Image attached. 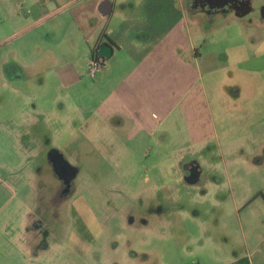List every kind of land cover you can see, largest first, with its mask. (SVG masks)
<instances>
[{
	"label": "rangeland",
	"instance_id": "rangeland-1",
	"mask_svg": "<svg viewBox=\"0 0 264 264\" xmlns=\"http://www.w3.org/2000/svg\"><path fill=\"white\" fill-rule=\"evenodd\" d=\"M205 13L203 18H208H200L202 25H190L192 32L197 31L194 39L200 52L223 48L228 51L230 62L219 74L220 91L209 112L212 124L207 129L197 127L195 132L202 131L201 137L210 136L208 141H196L197 137L178 113H156L155 117L151 112L150 124L155 122L152 129L134 140L129 139L130 125L114 134L94 111L97 102L92 97L94 83L105 72L90 78L85 61L78 63L86 71L82 82L77 84L63 81L56 68L48 65L34 74L26 67L21 81L11 84L13 89L7 90L4 97V123L17 126L29 123L34 113H41L34 110V104L44 105L47 115L38 117L49 119L57 144H67L61 150L50 149L53 163L43 166L48 174L52 170L53 181L46 183V190H61L69 197L62 196L58 205L28 201L31 213L23 204L16 205L14 210H11L14 204H9L0 211V251H11L7 248H11L8 239L19 236L21 231L13 226L28 214L31 234L44 243L34 251V257L26 252L25 246H19L20 251L13 259L0 256V264H206L210 253H218L214 251L215 240L211 246L207 244L212 235L221 238L224 233H232L243 243L238 219L229 212L233 208L228 202L230 189L222 186L226 163L231 151H234L231 158H248L262 151L240 148V144L229 149L224 144L223 125L230 124V133L235 137L240 130L237 119L225 111L237 106L232 95H226L225 86L230 84L243 92L252 87L254 100H239L238 106L264 109V18L258 19V15L264 16V7L263 15L256 13L253 25L248 20L242 23L246 35L233 25L235 22L220 20L216 24L209 16L211 11ZM42 80L46 84L41 85ZM45 87L47 95L52 91L51 99H43ZM56 94L61 99L55 100ZM61 104H65L66 110L59 108ZM81 104L93 111L77 113ZM19 107L29 114L19 115ZM71 118L78 119L71 123L74 134L67 131ZM5 135L7 148L5 156L1 153L0 173L24 172L23 163L8 156L14 151L9 143L14 139L13 133L7 130ZM61 151L66 157L64 161ZM29 166L39 169L41 160ZM44 183L38 175L36 184L42 187ZM1 203L0 196V206ZM77 235L93 239L86 244L90 248L86 257L75 255L71 246H67L70 238Z\"/></svg>",
	"mask_w": 264,
	"mask_h": 264
},
{
	"label": "crops",
	"instance_id": "crops-1",
	"mask_svg": "<svg viewBox=\"0 0 264 264\" xmlns=\"http://www.w3.org/2000/svg\"><path fill=\"white\" fill-rule=\"evenodd\" d=\"M263 7L264 0L228 3L207 0H0V160L7 148L4 139L9 130L14 136L9 141L14 151L8 156H14L24 165V172L0 173V211L9 204H14L11 210L23 204L31 213L29 202L58 205L65 196L61 190H46V183L53 181L52 170L48 174L43 166L53 163L50 149H60L67 144H57L49 119L38 117H46L44 105L34 104V110L41 113H34L29 123L20 126L4 123V97L7 90L13 89V82L21 81L26 67L34 74L38 68L48 65L56 68L57 76L63 81L77 84L82 82L86 71V67L81 69L78 63L85 61L89 65L93 51L97 50L106 60V67L103 77L94 83L92 97L97 100L94 111L109 124L110 131L118 135L121 127L130 125L129 139L134 140L152 129L155 122L150 124L151 112L155 117L156 113H178L197 137L196 141H208L210 136L201 137L199 132L202 131L195 132L197 127L202 130L212 124L209 112L220 91L219 74L230 62L228 51L223 48L200 52L194 39L197 31L192 32L190 25L201 23L200 18L210 10L209 16L216 24L220 20L235 22L233 25L246 35V26L242 23L248 20L253 25L256 13L263 15ZM259 18L264 16L258 15ZM211 26L214 29V22ZM41 83L46 84V81ZM225 87L226 95H232L237 106L223 110L237 119L240 130L235 137L230 133L231 125H223L224 144L229 149L240 144V148H260L262 152L248 158H231L234 151L229 150L231 156L225 162L222 186L230 189L228 202L233 208L230 207L229 212L238 219L243 243L232 237V233H224L221 238L212 235L207 244L211 246L215 240L214 251L218 253H210L206 264H264V109L238 106L241 100H254L252 87L248 92L230 84ZM51 95L49 91L43 99H51ZM59 99L61 96L56 94L55 100ZM35 102H38L36 98ZM59 108L66 110L65 104ZM18 110L21 116L29 114L20 107ZM80 111L85 114L93 110H86L85 104H81L77 113ZM75 120L78 119L71 118L68 122L75 123ZM67 131L74 134V126L71 124ZM61 156L64 161L63 152ZM39 159L42 166L31 169L29 165ZM38 175L45 181L42 187L36 184ZM58 195L60 200L56 198ZM28 216L13 226L21 229L19 236L8 239L11 248H7L11 251L3 249L0 256L13 259L20 251L19 246H25L26 252L34 257V251L44 244L37 235L31 234ZM92 241L77 235L70 238L67 246H71L75 255L86 257L90 252L86 244Z\"/></svg>",
	"mask_w": 264,
	"mask_h": 264
},
{
	"label": "built area",
	"instance_id": "built-area-1",
	"mask_svg": "<svg viewBox=\"0 0 264 264\" xmlns=\"http://www.w3.org/2000/svg\"><path fill=\"white\" fill-rule=\"evenodd\" d=\"M106 67V60L96 50L89 61V77L94 79L96 75Z\"/></svg>",
	"mask_w": 264,
	"mask_h": 264
},
{
	"label": "flooded vegetation",
	"instance_id": "flooded-vegetation-1",
	"mask_svg": "<svg viewBox=\"0 0 264 264\" xmlns=\"http://www.w3.org/2000/svg\"><path fill=\"white\" fill-rule=\"evenodd\" d=\"M208 2H214V3H222V2H230V1H233V0H207ZM236 2H238V1H240V0H235ZM187 170H190V168L189 167H187ZM199 171H200V169H199ZM67 173V172H66ZM64 175V174H63ZM66 175H68V173L66 174ZM188 175H191V174H189L188 173ZM64 195L65 196H67V194L66 193H64ZM67 197H69V194H68V196Z\"/></svg>",
	"mask_w": 264,
	"mask_h": 264
},
{
	"label": "trees",
	"instance_id": "trees-1",
	"mask_svg": "<svg viewBox=\"0 0 264 264\" xmlns=\"http://www.w3.org/2000/svg\"><path fill=\"white\" fill-rule=\"evenodd\" d=\"M93 53H94V51H93ZM93 53H92V54H93Z\"/></svg>",
	"mask_w": 264,
	"mask_h": 264
},
{
	"label": "water",
	"instance_id": "water-1",
	"mask_svg": "<svg viewBox=\"0 0 264 264\" xmlns=\"http://www.w3.org/2000/svg\"><path fill=\"white\" fill-rule=\"evenodd\" d=\"M105 4V3H104Z\"/></svg>",
	"mask_w": 264,
	"mask_h": 264
}]
</instances>
